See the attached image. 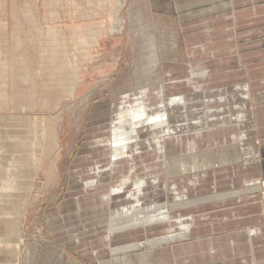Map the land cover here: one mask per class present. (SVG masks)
<instances>
[{
  "label": "rangeland",
  "instance_id": "1",
  "mask_svg": "<svg viewBox=\"0 0 264 264\" xmlns=\"http://www.w3.org/2000/svg\"><path fill=\"white\" fill-rule=\"evenodd\" d=\"M178 29L176 0H0V218L6 224L0 264H173L171 247L186 240L191 221L176 229L181 233L172 229L179 216L166 211L165 183L164 196L153 203L110 215L99 201L120 183L118 175L105 171L93 188L85 181L93 180L94 164L107 163L102 146L125 95L132 102L148 88L152 106L161 86L164 100L193 94L194 86L181 93L175 84L162 85V61L171 64L185 49ZM199 73L191 70L189 77ZM65 84L73 86V96ZM191 109L168 110L177 135L205 120L192 122ZM192 133L189 142L209 131ZM170 143L166 139L165 148ZM96 149L100 153L86 160ZM120 165L127 175L130 164ZM23 179L32 184L30 192ZM15 249L16 258L7 262L5 252Z\"/></svg>",
  "mask_w": 264,
  "mask_h": 264
},
{
  "label": "crops",
  "instance_id": "2",
  "mask_svg": "<svg viewBox=\"0 0 264 264\" xmlns=\"http://www.w3.org/2000/svg\"><path fill=\"white\" fill-rule=\"evenodd\" d=\"M176 8L185 49L171 64L162 61V85L175 84L181 93L200 85V93L193 88L187 95L192 100L189 117L213 121L200 130L209 133L193 139V152L183 143L167 145L165 151L173 157L166 165L144 147L136 160L137 174L153 173L159 182L156 188L148 183L143 199L153 203L163 197L164 182L178 190L176 197L165 195L166 211L172 219L189 218L191 223L183 233L186 240L171 247L173 264H264V187L244 186L264 182V0H176ZM191 70L200 73L190 78ZM172 74L178 75L175 80ZM203 106L207 111L199 112ZM91 151L86 160H93L98 149ZM126 171L120 165L115 173L120 178ZM183 195L190 205L172 210L170 199ZM249 228L258 230L253 239Z\"/></svg>",
  "mask_w": 264,
  "mask_h": 264
},
{
  "label": "bare ground",
  "instance_id": "3",
  "mask_svg": "<svg viewBox=\"0 0 264 264\" xmlns=\"http://www.w3.org/2000/svg\"><path fill=\"white\" fill-rule=\"evenodd\" d=\"M154 59H156L155 55L151 57V62H153ZM157 69L158 67L156 68V70ZM156 78L157 77H155V79ZM189 82H191V80ZM67 83H69V81ZM67 85L65 84L63 87L65 88ZM194 89L197 93H200L201 86L196 85ZM66 91L68 92V94H71L73 96V86L68 85ZM149 93L150 91L148 88H143L138 96L132 99L134 100L132 102L129 101L131 98L128 95L124 96L123 100L125 101L120 104V106L118 107L119 110L112 115V120L110 123L111 137L108 142L104 143L103 146V149L106 150V153L108 154L107 157H109L107 158V163L103 164V166L94 164L93 168L89 170V172L92 174L88 176V178H93V180H91L90 182L85 181L86 189L89 187L93 188L95 186L101 185L99 178L100 175L105 173V171H109L110 175H115V171L120 167V164H130L127 175L120 177L121 179H118L120 183L117 186L114 187V185H110L108 191L104 194L105 196H103V198L99 201V204L103 205V208H101L104 209V207H106L110 215L112 210H115V208L121 210L120 212H115V215H118L119 213L131 214L133 210L141 209L142 201H144L143 198L148 195L146 191V188L149 185L148 183H151L155 188L157 187V182H159L158 176H154L153 173H151L147 175L145 174L144 177L140 178L136 173V160L144 155V147L146 153L162 155L163 163L164 165H166V139L175 141V144L186 142L190 150L189 153H191L193 152V142H189L188 137L194 135L192 132H197L195 135H201L202 131L200 130L207 128L208 123L213 121V119L209 117H204L205 120L201 122L198 121L199 123H195L192 121L194 124L191 123V126L189 127L191 128L192 125H195L198 128L200 127L197 131L190 130L189 132L190 128L188 127V131L185 132L186 135H177L178 126L174 125L173 127V125L170 124V120L168 119V110L174 107H177L181 110L186 109L187 107L192 105V101L187 96L186 99H184V96H179L176 98H168L164 100V89L163 86H161L157 90L158 99L156 100V103L154 104L156 106L154 107L153 104L151 106L149 101H147L149 100ZM203 102L208 103V101ZM189 119L192 120L191 117ZM143 133L148 134L149 139L142 140L141 137L144 136L142 135ZM239 139L241 141L242 136L239 137ZM11 148H13V145L11 146ZM22 181L24 182L23 188L25 189V192H30L32 189V184L26 181V179H23ZM164 183L165 191L167 194H174V197L179 195L178 191H176V187H171L170 189H168L166 182ZM255 184L259 185V188L264 187V182L258 181L255 183L245 184L244 186L251 188V186H256ZM193 185H195V182H191V186ZM169 190L172 192H169ZM119 195H121V197ZM185 197L186 196L183 195L181 197L179 196V198L177 197V199L172 198V210H179L184 208L186 209V207H188L190 204L189 202L187 203L185 201ZM118 198L121 199L119 200ZM172 223V229L176 230L179 229V227H184V224H186V219L178 217L176 219H173ZM5 225L6 224L3 222V219L0 218V229ZM254 229L253 231H249L248 233V237L252 239L258 234V230ZM16 253L17 249L5 252V255H7L5 257V260L9 262L10 260L15 259Z\"/></svg>",
  "mask_w": 264,
  "mask_h": 264
}]
</instances>
